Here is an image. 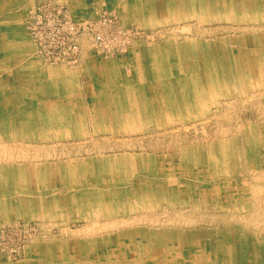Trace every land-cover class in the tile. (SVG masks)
<instances>
[{
  "label": "rangeland",
  "instance_id": "374dc122",
  "mask_svg": "<svg viewBox=\"0 0 264 264\" xmlns=\"http://www.w3.org/2000/svg\"><path fill=\"white\" fill-rule=\"evenodd\" d=\"M262 7L3 4L0 41L17 49H0V264H264ZM57 118L73 135L48 132Z\"/></svg>",
  "mask_w": 264,
  "mask_h": 264
},
{
  "label": "bare ground",
  "instance_id": "6f19581e",
  "mask_svg": "<svg viewBox=\"0 0 264 264\" xmlns=\"http://www.w3.org/2000/svg\"><path fill=\"white\" fill-rule=\"evenodd\" d=\"M7 1H9V0H5V1H2V2H0V7L3 5V4H5ZM186 4V2L184 1V2H182V4ZM1 9V8H0ZM225 11H227V10H224V9H222L221 10V12H223L222 14H221V16L220 17H224V12ZM260 11H262L263 13H264V9H263V7H262V9L260 10ZM180 12H182V11H180ZM184 12V17L185 18H187L188 16V14H187V11H183ZM250 13H252L251 11H249ZM190 13V12H189ZM230 13V12H229ZM229 13H226L227 15H228V17L229 16H231L232 18H234V17H237L236 16V13L233 11H231V15L229 14ZM233 14L235 15L234 17H233ZM219 15V14H218ZM250 15H252V14H250ZM181 17V16H180ZM104 35L105 36H109V38L108 39H105V42H108V43H110V44H112L113 42H114V44L115 43H119L120 42V39L118 38V37H112L111 35H109L108 33H107V31H105L104 32ZM16 36H18V35H16ZM4 44V45H3ZM5 48V49H10L11 51H14V50H16L17 49V45L14 43V42H11L9 45L8 44H6V43H3V42H1L0 41V49L1 48ZM9 51V50H8ZM22 57V56H21ZM20 56H17V57H14V59L15 60H19V62L18 61H16V63L18 62V63H20V62H22V60L20 59L21 58ZM12 59H8V58H4V57H1L0 56V62H2V63H4V62H6V63H8V61L10 62ZM24 60V59H23ZM111 63H107V65L108 66H111L110 65ZM6 66L7 67H9V65L8 64H6ZM117 67L118 66H116L115 67V71H117ZM9 68H11V67H9ZM63 69H64V67H62V68H60V67H57V68H54V69H52V71L53 72H55V73H60L61 72V74H63V75H61V76H65V72L63 71ZM66 69V68H65ZM61 70V71H60ZM31 76H32V74H31ZM49 78H51V80H50V85L51 84H53L55 87L56 86H59V81H61V82H64L63 83V85H64V88H65V90L67 91L68 90V92H71L72 91V89H73V87L75 86V84H73V83H71L70 81V79H72V78H70V77H72V75H70L69 74V77L68 78H70V79H61V78H59V77H54V76H51V75H47ZM105 76L108 78V77H110L109 76V74H105ZM106 78V80H108V79H110V78H108L107 79ZM41 80H38V79H36L34 76L33 77H30V86H32V89H31V92L32 93H34V92H36L34 89H33V87H34V85H36V82H39V84L41 85V88L42 89H44V85H42V82H40ZM45 81V80H44ZM48 81V80H47ZM48 83V82H47ZM46 83V84H47ZM124 83V82H123ZM49 85V84H48ZM128 85H131L132 86V84L131 83H128ZM46 86V85H45ZM35 88H37V87H35ZM50 88V87H49ZM46 89H48V87H46ZM37 90V89H36ZM45 90V89H44ZM48 90H50V89H48ZM55 91H56V89H55ZM7 92H10V89L9 88H7ZM42 92V91H41ZM51 91H49V93H50ZM36 94V93H35ZM44 94V93H43ZM44 96V95H43ZM31 97V96H30ZM45 97V96H44ZM34 98V97H33ZM37 99V98H36ZM31 100H32V97H31ZM28 102H29V104H28V111H30L28 114H30V116L31 117H33V116H38V114H35V112H36V109H39L40 107L38 106V104H36L35 102H31L30 100H28ZM128 102H130V101H128ZM44 109H46V110H49V108H48V105L47 104H44V105H41ZM9 107V106H8ZM58 107V106H57ZM132 107V105H130V107H129V105L128 106H126V108L127 109H129V108H131ZM7 109V107H5L4 105H2L1 103H0V120H4V121H7V122H9L11 119H10V117H12V115H11V113L9 112V111H7L6 109ZM10 109V108H9ZM65 109V108H64ZM201 112V111H200ZM68 114H70V113H67V117L65 118L67 121L69 120V119H72V117L70 116V115H68ZM53 115H55V114H53ZM129 115V114H128ZM48 116H52V114H48ZM125 116H127V115H125ZM68 117H71V118H68ZM58 119V118H57ZM12 121V120H11ZM69 122H70V120H69ZM125 122V121H124ZM138 122V121H137ZM8 125H10V123L8 124ZM65 125H66V123H62L61 121H59V119L57 120V126L58 127H55L54 128V130L53 131H51V129H49L48 130V132L49 133H52V136H54V134H55V136L56 137H60V136H64V135H67V134H69V135H73V132H74V130L72 129V128H65ZM124 125H125V123H124ZM11 126V125H10ZM12 126H14V125H12ZM11 126V127H12ZM125 126H127V125H125ZM13 128V127H12ZM12 131H14L13 129H12ZM223 151V150H222ZM223 156L222 157H217V160H219V159H222V160H224V161H227V156H226V151H224L223 153ZM225 162H223V164H224ZM226 164V163H225ZM228 165H229V163H227ZM226 164V166H228ZM218 165H219V163H218ZM223 166V165H222ZM220 169V168H219ZM76 177H78L79 175L78 174H76L75 175ZM105 177H106V179H108V177L110 178V174H107V175H105ZM16 186H14L13 188H11L10 189V191H11V193H7L8 195L6 196V203L8 204V205H13V204H16V198H14V196H12V193H14V192H16ZM1 198V197H0ZM1 200H2V198H1ZM138 205L139 204H141V205H147V202L146 201H144V202H138L137 203ZM14 213V212H13Z\"/></svg>",
  "mask_w": 264,
  "mask_h": 264
}]
</instances>
